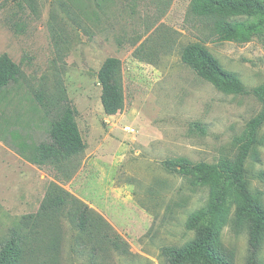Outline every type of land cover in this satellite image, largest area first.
<instances>
[{"label":"rangeland","instance_id":"374dc122","mask_svg":"<svg viewBox=\"0 0 264 264\" xmlns=\"http://www.w3.org/2000/svg\"><path fill=\"white\" fill-rule=\"evenodd\" d=\"M190 1L0 0V54L21 70L18 81L0 92V135L4 127L20 126L45 136L50 117L38 110L35 95L64 90L86 144L59 172L32 164L0 138V247L18 238L22 264H163L162 247L193 237L185 222L206 205L208 188L191 185L162 162L231 158L233 138L261 103L197 76L182 63L181 49L202 42L252 88L264 83V41H217L211 22L190 12ZM109 56L121 60L124 93L113 115L103 111L97 80ZM255 149L259 160L247 158L246 178L264 204V123ZM52 187L84 204L92 226L78 228L76 202L40 214ZM232 222L233 208L222 247L234 264H246L247 229ZM258 257L264 264V242Z\"/></svg>","mask_w":264,"mask_h":264},{"label":"trees","instance_id":"16d2710c","mask_svg":"<svg viewBox=\"0 0 264 264\" xmlns=\"http://www.w3.org/2000/svg\"><path fill=\"white\" fill-rule=\"evenodd\" d=\"M189 10L211 22L217 41L244 43L254 36L264 41V0H191ZM180 59L197 76L222 92L253 95L261 108L247 121L244 132L233 138L236 152L231 158L222 157L210 163L177 157L162 162L168 172L188 177L191 185L207 187L209 192L206 205L191 212L185 222L193 237L181 245L162 247L163 264H234L221 242V231L228 222L231 208L233 225L247 229L246 264H261L258 255L264 242V204L260 192L249 189L245 163L249 156L259 160L255 147L264 123V83L247 88L235 72L221 66L202 42L186 44L181 49ZM20 75V66L7 53H1L0 92L16 83ZM97 80L104 113L113 115L120 111L124 104L121 60L115 56L106 57L97 71ZM35 98L38 110L50 117L45 136L31 135L25 127L8 126L1 130L0 138L32 164L50 165L62 172L64 163L82 154L86 148L76 120L77 109L64 90H58L50 97L38 92ZM193 126L200 133L206 132L198 122ZM72 202H76V224L85 231L94 223L91 212L57 187L47 191L40 214L49 216ZM23 259L24 251L18 238L12 236L0 247V264H22Z\"/></svg>","mask_w":264,"mask_h":264}]
</instances>
